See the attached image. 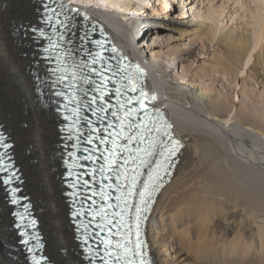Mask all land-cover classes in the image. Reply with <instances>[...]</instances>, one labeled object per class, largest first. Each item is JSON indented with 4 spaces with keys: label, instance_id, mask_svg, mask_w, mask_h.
Wrapping results in <instances>:
<instances>
[{
    "label": "bare ground",
    "instance_id": "1",
    "mask_svg": "<svg viewBox=\"0 0 264 264\" xmlns=\"http://www.w3.org/2000/svg\"><path fill=\"white\" fill-rule=\"evenodd\" d=\"M39 1L0 0V123L14 142L12 149L24 178L22 185L40 221L44 254L52 264H84L61 180L64 170L60 120L52 105L41 99L37 90L41 85H36L42 81V73L47 77L46 65L39 56L41 51L37 49L39 44L29 30L41 16ZM72 1L75 3L70 10L75 16L84 11L109 23V31L128 62L137 61L148 70L149 92L145 98L166 111L175 137L185 144L147 222V238L155 262L169 264L162 250L169 243L161 235L166 233L163 228H168L170 235L187 239L198 234L199 243L205 240V264H264V110L254 106L255 100L263 101L264 97L249 86L250 80L248 85L245 79L238 80L245 59L262 41L264 22L260 21V35L257 32L253 35L254 43L251 31L226 32L223 35L226 42L222 43L224 38L218 41L226 47V57L222 55L226 63L221 64L224 61H218L216 55L218 59H211V69H203L206 72L203 77L189 81L186 76L175 77L172 74L175 67L168 69L148 49L135 46L140 32L137 29L143 24L148 26V21L139 16L140 10L150 0L138 4L133 0ZM82 2L86 7L79 8ZM90 4L115 7L125 12L120 14L125 18L131 12L139 17L125 22L116 12H105L101 5L99 10L93 9ZM204 34L212 41L215 39L211 36L215 34L214 28H204ZM204 43L199 41L202 47ZM261 47L263 52L264 46ZM258 63L261 71L255 66ZM218 64L224 65L226 71L220 70ZM252 65L260 71L254 69L261 79L264 52L255 54ZM208 81L234 89L235 95L228 96ZM6 196L0 180V264H28Z\"/></svg>",
    "mask_w": 264,
    "mask_h": 264
},
{
    "label": "rangeland",
    "instance_id": "2",
    "mask_svg": "<svg viewBox=\"0 0 264 264\" xmlns=\"http://www.w3.org/2000/svg\"><path fill=\"white\" fill-rule=\"evenodd\" d=\"M139 1L141 0H133L132 2H134V4H138ZM100 5L101 4L98 5L90 4L89 6H91L93 9L94 7L96 9L98 8L99 10ZM101 6H102L101 7L102 10L105 12L107 10L110 11L111 13L116 12L117 15L119 14L118 15L119 17L121 16L120 18H122L123 20L125 19L124 20L125 22H128L126 21L128 18L132 20L133 18L139 16L146 19L148 21V26H145L143 24L145 27L141 25V27L137 29L140 32L136 37L135 46L148 49L150 52L154 54V58H156L158 62H161L164 65L169 66L168 69L170 68L174 69L175 67L172 73L175 77L186 76L187 79H189V81H195L198 80L199 77H203V75L206 73L203 69H205L206 71L207 69L209 70L213 58L215 59L219 58L218 61L220 60L224 61V62L220 61L221 64L226 63L227 60L226 61L222 60L226 57V54H224L226 53L225 52L226 47L222 44L224 43V41L226 42L225 40L226 32L231 30L237 31L241 29L243 30V32L251 31L250 36L254 43L255 39L253 35L256 32L257 35H260L258 34L260 33L258 32V28L260 29L259 27L260 21L262 20L264 22V0H169V1L150 0L149 5H146L147 8L144 7L143 9L140 10L139 16L133 14L132 12L131 13L129 12L130 15L127 14L129 15V17L127 16V18H125L123 15H120L122 13H125L122 10H120L122 11L120 13V11H118L119 9L115 7L110 8L106 4H102ZM137 6L138 5H135V7ZM182 20H189L191 21V23H193V25L191 23L189 24L183 23ZM203 23L205 26L203 25ZM105 24L107 25L108 30H111L109 23L105 22ZM207 27L211 29L214 28L215 34L211 35L213 38L215 36V39L213 41L211 40V38H209L208 35L205 36L206 34H204V28ZM223 35L225 36L223 37ZM261 36L259 37H261L262 41L258 37L260 42L259 40L257 42H259L260 44L259 46H256L257 48L255 47L252 54L253 56L250 55V53H252V51H250L249 56L245 59L243 63L244 70L242 69L240 71L238 80L244 81L241 80V78L245 79L246 84L251 81L249 83V86L255 88L257 92L260 91V93L258 94H262L264 97V75L261 77V79L257 75L259 74L258 71L259 70L261 71L260 67H258L259 63L255 65L256 68L258 67L259 70L252 65L254 63L255 54L258 55L259 53L261 54L264 52V51L262 52L260 49L263 48L261 47V45L264 46L263 43L264 34L263 35L261 34ZM223 38H224L223 42L219 44L218 43L219 39H223ZM199 39L205 42L203 47L199 44L200 41ZM195 40H196V44H195ZM183 49H189L190 52L181 53ZM150 52L148 54V57H150ZM216 55L218 56V58ZM222 55L224 58L222 57ZM247 60H249L248 64H246ZM221 64L220 65L218 64V66H220L219 67L220 70H225L223 68L224 65L222 67ZM251 66H253L254 68ZM182 68H184V70ZM254 69L258 71L256 72ZM253 74L255 76H253ZM248 76L249 77L251 76L252 78L251 77L248 78ZM245 77L247 78V80ZM208 82H210L209 84L210 86H212L215 89L218 87L217 88L218 90L225 92L230 97H233L235 95L234 89L230 87L225 89L222 88L224 86H219L216 83L214 84L215 85L214 86L212 81H208ZM261 99L255 100L254 106L255 108H258V110L260 108H263L261 109L263 111L264 100L262 101ZM31 167H33V165ZM163 231L166 233H161V235L167 237V241L169 245L167 248L163 247L164 249L162 250H163V254L165 255V259L169 264H205L204 260H206V258L203 256L205 255L204 250H206V248L204 247V245L206 241L201 240V243H199L198 241H200V239L198 238V234H196L195 236L194 235L189 236L187 240L186 237L178 236L175 234L170 235L169 234L170 232H167L168 228H163ZM183 238L185 239V241ZM202 241L204 242L203 244ZM45 245L47 246L48 242H46ZM194 245L198 246V249L197 247H194ZM199 247L201 248V250H199L200 249Z\"/></svg>",
    "mask_w": 264,
    "mask_h": 264
},
{
    "label": "snow or ice",
    "instance_id": "3",
    "mask_svg": "<svg viewBox=\"0 0 264 264\" xmlns=\"http://www.w3.org/2000/svg\"><path fill=\"white\" fill-rule=\"evenodd\" d=\"M133 90H134V89H133ZM129 103H131V101H129ZM141 106L143 107V105H141ZM130 114H131V113H130ZM137 127H140V126L137 125ZM130 139L135 140V139H137V137L133 136V137H131ZM173 154H174V152H173ZM129 194H131V193H129ZM145 195L150 196L151 193H148V192H147V189H146V190H145V193H142V194H141L142 198H143ZM142 202L145 203V204H147V201H146V200H143V199H142ZM109 207H112V206L109 205ZM144 211H147V208H144V209H137V219L140 218L141 213L144 212ZM115 215L120 216L121 214H120V213H116ZM107 223H108V224H112L113 221H112V220H108ZM99 227L101 228V231L104 230L102 225L99 226ZM108 243H111V241H109ZM119 246H120V247H123V245H119ZM136 248H137V252H136L135 254H136L137 256H139V255H140V252L138 251L139 248H140V244H139V243H137ZM126 251H127V252H131V249H127ZM109 255H111V253H109ZM129 264H132V262L130 261ZM142 264H143V262H142Z\"/></svg>",
    "mask_w": 264,
    "mask_h": 264
},
{
    "label": "water",
    "instance_id": "4",
    "mask_svg": "<svg viewBox=\"0 0 264 264\" xmlns=\"http://www.w3.org/2000/svg\"><path fill=\"white\" fill-rule=\"evenodd\" d=\"M6 159V158H5ZM7 198V196L5 197V199Z\"/></svg>",
    "mask_w": 264,
    "mask_h": 264
}]
</instances>
